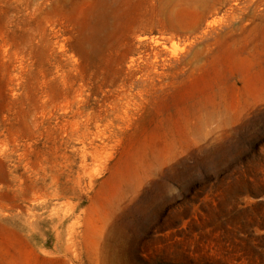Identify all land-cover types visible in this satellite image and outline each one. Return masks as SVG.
Returning <instances> with one entry per match:
<instances>
[{
    "label": "rangeland",
    "instance_id": "374dc122",
    "mask_svg": "<svg viewBox=\"0 0 264 264\" xmlns=\"http://www.w3.org/2000/svg\"><path fill=\"white\" fill-rule=\"evenodd\" d=\"M0 264H264V0H0Z\"/></svg>",
    "mask_w": 264,
    "mask_h": 264
}]
</instances>
